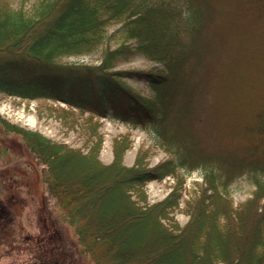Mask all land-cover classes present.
I'll return each instance as SVG.
<instances>
[{"label": "trees", "instance_id": "trees-1", "mask_svg": "<svg viewBox=\"0 0 264 264\" xmlns=\"http://www.w3.org/2000/svg\"><path fill=\"white\" fill-rule=\"evenodd\" d=\"M180 1L177 5L174 0H20L15 8L0 0L1 91L57 99L99 117L152 124L157 129L166 125L169 132L163 134L164 145L177 161L168 160L166 167L162 164L155 169L125 167L116 158L101 164L92 156L89 162L90 156H69L51 145L44 149L45 140L37 134L13 129L23 147L37 159L35 166H47L39 169L38 180L45 183L49 199L61 212L57 220L42 202L51 220L54 248H60L50 255V251L35 253L31 264H74L80 258L91 264H264V211L256 212L258 205L251 208L253 221L243 223L239 231L227 222L232 219H227L231 214L225 212L226 218H215L208 224L212 233L200 226L203 237L198 241L188 235L194 233V228L183 231V236L179 228L163 224L161 209L155 210V205L141 207L132 199V193H141L139 187L152 173L159 177L179 165L200 167L206 180L225 190L237 175L251 170L260 177L256 176L257 186L264 188V160L245 161L229 170L214 156L192 147L182 121L203 83V79H188L187 68L197 61L196 42L204 25V10L201 0ZM112 24L119 25L107 34ZM224 25L237 26L232 21ZM112 36L120 41L103 49L97 65H69L58 60L66 54L96 51ZM227 44L232 48L241 44V35H231ZM135 53L161 66L112 70ZM242 62L228 67L239 74ZM217 75L224 77L221 72ZM125 76L143 80L151 94L135 93L123 82ZM234 76L227 79L229 85L241 80ZM216 83L222 86L223 80L216 77ZM178 93L184 102L174 109ZM212 104L215 109L219 106ZM254 115L252 124L246 126L264 141V111H255ZM78 160L87 161L85 171L76 175L63 171ZM225 171L230 172L226 173L228 181L223 179ZM3 192L6 190L0 187V219L10 209L4 200L8 194L4 193V198ZM197 216H191L193 225ZM63 223L73 228L74 241L59 227ZM210 242L218 248L215 253L207 251L206 243Z\"/></svg>", "mask_w": 264, "mask_h": 264}, {"label": "rangeland", "instance_id": "rangeland-1", "mask_svg": "<svg viewBox=\"0 0 264 264\" xmlns=\"http://www.w3.org/2000/svg\"><path fill=\"white\" fill-rule=\"evenodd\" d=\"M5 1L15 8L20 5V0ZM174 1L181 4L180 0ZM200 5L204 10V25L196 42V64L189 65L187 72L188 79H203V83L194 93L196 96L190 101L182 122L191 136L192 147L214 156L233 170L235 165L245 161L264 160V141L246 126L252 124L255 111H264V2L201 0ZM227 21L237 26H225ZM118 25H109L107 34ZM233 34L241 35V44L232 48L227 41ZM119 41L112 36L96 51L66 54L58 60L69 65H97L103 49ZM240 60L244 62L237 65V74L228 65L233 64L234 68ZM159 66V62L135 53L119 61L112 70H149ZM218 72L224 77L217 75ZM234 75L241 80L229 85L227 79ZM216 77L223 80L222 86H218ZM123 82L137 94H151L143 80L125 76ZM183 102L184 97L178 93L174 109ZM213 102L219 103L217 109L216 105H211ZM174 115H177L176 110ZM215 117H218L216 121ZM13 129L37 134L45 140L44 149L48 150L51 145L69 156H90L89 162L93 161L92 156L101 164H109L116 158L125 167L151 169L162 164L166 167L171 159L177 162L173 152L164 145L163 134L169 132L166 125L157 129L152 124L143 126L119 118L99 117L61 100L22 97L0 90V187L6 190L1 195L5 198L4 193L8 194L4 200L10 206L0 219V264H31L35 253L50 251V255L58 253L60 248L58 245L54 248L51 220L42 205L45 203L59 219L60 210L49 199L45 183L38 180V171L44 165L35 166L37 159L23 147L20 135ZM83 161H73L69 163L72 167L68 169L67 165L63 171L72 175L81 173L88 167L84 164L87 161ZM250 171L237 175L225 190L209 178L206 180L200 167L188 169L179 165L159 177H153L152 173L139 187L141 193H132V199L141 207L155 205V210L160 212L161 209L165 216L161 219L163 224L179 228L183 236L185 230L194 228V233L188 235L201 241L203 229L200 226L212 233L208 224L215 218H226L225 212L231 214L227 219L232 221L226 219L227 222L239 231L243 223L253 221L251 208L254 205H258L256 212L264 211V188L257 186L258 174ZM222 173L223 179L228 181L226 173L230 172ZM196 213L198 219L193 225L191 216ZM59 227L64 228L69 240H75L71 226L63 223ZM206 245L208 252L215 253L218 249L211 242ZM82 259L74 264H91Z\"/></svg>", "mask_w": 264, "mask_h": 264}]
</instances>
